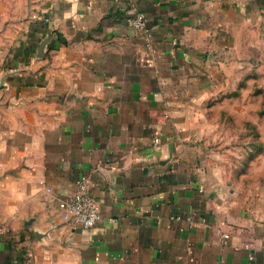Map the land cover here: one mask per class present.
Masks as SVG:
<instances>
[{"label": "crops", "instance_id": "0c3cea01", "mask_svg": "<svg viewBox=\"0 0 264 264\" xmlns=\"http://www.w3.org/2000/svg\"><path fill=\"white\" fill-rule=\"evenodd\" d=\"M31 5L0 70V264H264V196L194 135L206 102L264 68V0ZM83 175L102 213L88 229L59 205Z\"/></svg>", "mask_w": 264, "mask_h": 264}, {"label": "rangeland", "instance_id": "374dc122", "mask_svg": "<svg viewBox=\"0 0 264 264\" xmlns=\"http://www.w3.org/2000/svg\"><path fill=\"white\" fill-rule=\"evenodd\" d=\"M31 11V0H0V70L10 65L14 51L26 40ZM252 60L258 61L257 54H251ZM249 72L245 83L206 102L207 121L194 135L204 141V155L218 158L214 167L227 175L232 188L260 198L264 196V68L256 65ZM235 73L242 76V71Z\"/></svg>", "mask_w": 264, "mask_h": 264}, {"label": "built area", "instance_id": "2783aa9c", "mask_svg": "<svg viewBox=\"0 0 264 264\" xmlns=\"http://www.w3.org/2000/svg\"><path fill=\"white\" fill-rule=\"evenodd\" d=\"M128 23L136 30H145L147 25L146 14L137 11L127 18ZM48 190H52L48 188ZM65 218L80 224L83 228H91L102 218L98 204L92 194L90 180L87 175L81 176L76 182V189L65 194L59 201ZM2 231L0 230V234Z\"/></svg>", "mask_w": 264, "mask_h": 264}, {"label": "water", "instance_id": "95a60500", "mask_svg": "<svg viewBox=\"0 0 264 264\" xmlns=\"http://www.w3.org/2000/svg\"><path fill=\"white\" fill-rule=\"evenodd\" d=\"M49 40H50V37L48 36V37L44 38L41 41V43H40V45L38 47V54H37L38 57H45L46 56V54H47V45L49 43ZM12 73H14V72L8 71L7 74L5 76H3L2 83H4L6 76L9 75V74H12Z\"/></svg>", "mask_w": 264, "mask_h": 264}]
</instances>
